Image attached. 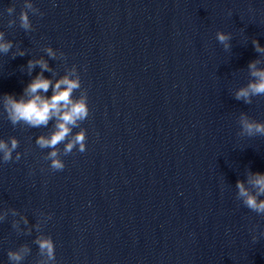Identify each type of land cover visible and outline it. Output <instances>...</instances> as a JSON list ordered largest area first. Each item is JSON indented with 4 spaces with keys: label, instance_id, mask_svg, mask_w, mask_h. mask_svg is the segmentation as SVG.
<instances>
[{
    "label": "clouds",
    "instance_id": "9594fccd",
    "mask_svg": "<svg viewBox=\"0 0 264 264\" xmlns=\"http://www.w3.org/2000/svg\"><path fill=\"white\" fill-rule=\"evenodd\" d=\"M14 12V5L7 8L9 16H12ZM29 13L43 15L34 6L32 0H23L18 18L10 19L8 26L13 27L18 19L20 28L25 32L34 31ZM216 39L226 51L232 47L230 43L231 33L217 31ZM252 45L255 52L264 56V46H261L258 40L253 39ZM13 47V41L6 39L5 32L0 31V54L7 55ZM43 50L50 59L55 60L57 58V51L51 46H46ZM25 54V51L17 48V51L12 53V57L14 59L16 56H24ZM60 56L63 57L64 53L60 52ZM261 63L262 61L259 59L249 62L248 70L252 79L246 86L235 91L234 98L237 101L251 104L253 97H264V67H258ZM37 65H39L41 71L26 85L23 94L17 98L14 94L5 93L0 97V105H2L6 118L14 127L23 125L28 128H47L50 122H54L50 133L39 135L36 137L35 143L41 150L50 149L45 155V160L50 161L49 167L51 170L62 171L65 168V163L61 159V155L71 154L74 149L80 153L86 151V129L81 128L80 125L90 114L87 90L79 98L74 99L73 93L82 87L80 77L70 79L68 75H64L53 83L51 79L44 76L45 72H52L53 70L47 60L43 58L28 61V74L31 75L32 70ZM50 89L52 93L50 97L41 94L48 93ZM239 124V134L250 138L264 137V122L252 119L246 113H241ZM73 128H79L80 130L72 135ZM61 144L64 145L62 151L59 147ZM18 147L19 140L15 136L9 137L8 140L0 139V162L19 161L21 153L16 151ZM14 152L15 157H13ZM246 183L250 187L245 186L244 180L238 179L236 181L237 200L247 209L264 217V199H260L264 197V173L249 172ZM9 213L13 217L20 215L14 208L0 211V221H4ZM21 218L27 225V217L23 216ZM12 227L17 229L18 222L14 220ZM27 234H31V232L29 231ZM261 235H264V233H261ZM256 239L257 237L254 236L253 240ZM33 242L38 246V254L47 257V261L43 264H56L55 243L51 236H37ZM30 253L31 248L27 244H23L16 250H9L7 257L11 264H21ZM37 264H41V262L37 261Z\"/></svg>",
    "mask_w": 264,
    "mask_h": 264
}]
</instances>
